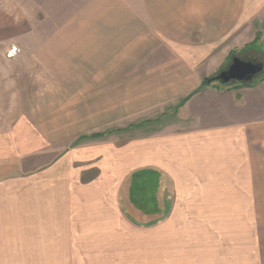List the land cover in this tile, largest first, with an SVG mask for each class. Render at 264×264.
Wrapping results in <instances>:
<instances>
[{
  "label": "crops",
  "instance_id": "0c3cea01",
  "mask_svg": "<svg viewBox=\"0 0 264 264\" xmlns=\"http://www.w3.org/2000/svg\"><path fill=\"white\" fill-rule=\"evenodd\" d=\"M90 7L93 50L105 51L93 56L140 58L115 82L146 90L142 118L118 130L141 132L77 143L10 177L20 151L32 164L52 146L34 127L6 144L1 130L0 264H264V77L206 83L231 56L264 53V0Z\"/></svg>",
  "mask_w": 264,
  "mask_h": 264
},
{
  "label": "rangeland",
  "instance_id": "374dc122",
  "mask_svg": "<svg viewBox=\"0 0 264 264\" xmlns=\"http://www.w3.org/2000/svg\"><path fill=\"white\" fill-rule=\"evenodd\" d=\"M91 3L0 0V131L6 144L16 138L12 134L25 138L26 128L34 127L41 137L49 138L52 146L41 149L32 164L28 151H20L19 172L7 176H28L35 166L43 167L57 160L63 150L92 138H124L141 132V128L118 130L142 118L134 102L146 90H138L137 81H132V88L115 82L123 80L122 76L129 81L137 75L134 71L140 58L93 56L105 51L93 50L99 46L101 34L91 31ZM240 55L246 58L257 54L245 51ZM258 55L264 64V53ZM155 59L148 58L147 64L155 63ZM262 77L264 69L246 84L257 83ZM125 98L131 106L124 104ZM259 115L264 116V112ZM184 122L188 123L181 124L187 125ZM95 133L100 134L98 138L91 137ZM11 179H6L9 188Z\"/></svg>",
  "mask_w": 264,
  "mask_h": 264
},
{
  "label": "water",
  "instance_id": "95a60500",
  "mask_svg": "<svg viewBox=\"0 0 264 264\" xmlns=\"http://www.w3.org/2000/svg\"><path fill=\"white\" fill-rule=\"evenodd\" d=\"M256 60L257 57L253 60H246L239 55H234L227 67L219 71L215 76L209 78L207 81L208 83L217 81L222 85H228L234 82H252L254 78L264 69L263 62Z\"/></svg>",
  "mask_w": 264,
  "mask_h": 264
},
{
  "label": "trees",
  "instance_id": "16d2710c",
  "mask_svg": "<svg viewBox=\"0 0 264 264\" xmlns=\"http://www.w3.org/2000/svg\"><path fill=\"white\" fill-rule=\"evenodd\" d=\"M207 80H206V83L208 82ZM99 135H100L99 133H95V134H92L91 137H98ZM145 172H146V170H143V172H141V173H145ZM138 176H141V174L140 173L138 174V172H133L129 175V178L131 177L133 179L134 187H136L137 185L140 186V184H138V181H136V178H138ZM132 219L138 221V223L143 224L142 222H140L141 218H132ZM152 220H153V218L150 221H152Z\"/></svg>",
  "mask_w": 264,
  "mask_h": 264
},
{
  "label": "flooded vegetation",
  "instance_id": "af4514ba",
  "mask_svg": "<svg viewBox=\"0 0 264 264\" xmlns=\"http://www.w3.org/2000/svg\"><path fill=\"white\" fill-rule=\"evenodd\" d=\"M257 57V60L256 61H261L262 62V60H260L261 58L259 57V55H257V56H253V57H249V56H247L246 58H243V59H246V60H253V59H255Z\"/></svg>",
  "mask_w": 264,
  "mask_h": 264
}]
</instances>
